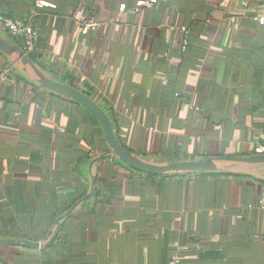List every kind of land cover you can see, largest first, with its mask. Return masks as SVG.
Masks as SVG:
<instances>
[{
    "label": "crops",
    "instance_id": "obj_1",
    "mask_svg": "<svg viewBox=\"0 0 264 264\" xmlns=\"http://www.w3.org/2000/svg\"><path fill=\"white\" fill-rule=\"evenodd\" d=\"M147 1L0 0V15L33 23L36 62L90 94L135 155L264 153V24L253 20L264 0ZM10 68L0 80V238L46 245L107 145L88 111L36 87L0 53V74ZM263 188L243 174L156 176L106 158L93 195L53 242L0 245V264H264Z\"/></svg>",
    "mask_w": 264,
    "mask_h": 264
},
{
    "label": "water",
    "instance_id": "obj_2",
    "mask_svg": "<svg viewBox=\"0 0 264 264\" xmlns=\"http://www.w3.org/2000/svg\"><path fill=\"white\" fill-rule=\"evenodd\" d=\"M0 53L6 57L24 79L36 87L67 97L88 111L100 125L107 145L105 151L96 154L91 159L89 167L90 188L88 192L55 221L54 229L46 245L51 244L55 239L63 219L70 216L80 204L86 202L93 195L97 166L100 161L106 158H114L133 171L149 175L175 176L203 173L243 174L255 177L264 182V177L259 172L260 168H264V153L243 157L219 156L208 157L203 160L177 162L149 161L143 159L126 149L118 141L111 119L98 103L76 87L64 81L54 79L51 73L31 60L28 54L13 41L7 32L0 33ZM0 245L32 249H43L46 246L29 240L2 238H0Z\"/></svg>",
    "mask_w": 264,
    "mask_h": 264
},
{
    "label": "built area",
    "instance_id": "obj_3",
    "mask_svg": "<svg viewBox=\"0 0 264 264\" xmlns=\"http://www.w3.org/2000/svg\"><path fill=\"white\" fill-rule=\"evenodd\" d=\"M161 1L163 0H150L143 4L146 9H150L154 3H158ZM36 4H40V1H36ZM253 20L258 24L263 25L264 15H258L254 17ZM81 25L84 30H93L97 26V24L92 21H84L81 23ZM0 26L19 43V46L26 54L32 52L37 40V30L30 20L21 22L16 21L8 16L0 15ZM180 31L184 34L187 33V29L184 27H181ZM187 47L188 40L185 36L182 40L181 49L185 51ZM10 74L11 68L3 70V72L0 74V80L7 81ZM257 207L264 212V188L260 193ZM165 264H181V261L178 257L174 256L170 258Z\"/></svg>",
    "mask_w": 264,
    "mask_h": 264
},
{
    "label": "trees",
    "instance_id": "obj_4",
    "mask_svg": "<svg viewBox=\"0 0 264 264\" xmlns=\"http://www.w3.org/2000/svg\"><path fill=\"white\" fill-rule=\"evenodd\" d=\"M13 41H14L15 43H17V42L15 41L14 38H13ZM28 56L31 58V60H33L34 62H36V59L32 56L31 53H29ZM36 63H37V62H36ZM65 81H66V83L69 84V85H72V84H73V79H72V78H68V79H66ZM85 94H87L88 96H90V94H88V93H85ZM148 175H149V174H148Z\"/></svg>",
    "mask_w": 264,
    "mask_h": 264
}]
</instances>
